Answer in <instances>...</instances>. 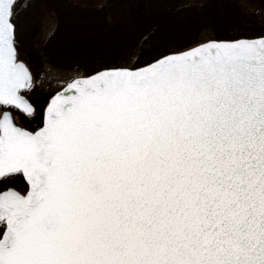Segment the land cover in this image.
<instances>
[{
    "label": "snow or ice",
    "instance_id": "snow-or-ice-1",
    "mask_svg": "<svg viewBox=\"0 0 264 264\" xmlns=\"http://www.w3.org/2000/svg\"><path fill=\"white\" fill-rule=\"evenodd\" d=\"M22 7L0 0V264H264V30L145 23L39 104Z\"/></svg>",
    "mask_w": 264,
    "mask_h": 264
},
{
    "label": "trees",
    "instance_id": "trees-1",
    "mask_svg": "<svg viewBox=\"0 0 264 264\" xmlns=\"http://www.w3.org/2000/svg\"><path fill=\"white\" fill-rule=\"evenodd\" d=\"M48 1L57 8L65 30L64 39L72 46L65 51L82 61L83 54L91 53L103 62L105 59L97 49H102L109 57L145 23L158 25L172 36L200 39H203L197 35L200 27L209 28L213 37L223 24L237 21L249 31L264 30V23L255 19L253 13L246 12L240 0H112L109 4L103 3L104 6H81L71 0ZM93 10L97 12L92 13ZM24 22L29 26L28 33H33L29 37L26 32L24 37L18 32L21 44L30 41L37 29L29 17H25Z\"/></svg>",
    "mask_w": 264,
    "mask_h": 264
},
{
    "label": "rangeland",
    "instance_id": "rangeland-1",
    "mask_svg": "<svg viewBox=\"0 0 264 264\" xmlns=\"http://www.w3.org/2000/svg\"><path fill=\"white\" fill-rule=\"evenodd\" d=\"M71 1L81 6L102 5L105 3V0ZM111 1L106 0V3L109 4ZM240 2L246 12L253 13L255 19L264 23V0H240ZM22 3L23 7L18 17L20 21L19 34L26 37V32L28 33L29 31V26L24 22L25 17H29L31 24L37 26L36 32L30 41L25 40L21 44L22 58L30 65L33 73L37 75V87L30 94V99L43 104L48 99L50 93L58 90V81L69 79L78 71H84L85 64L93 62L102 63V61L91 53L83 54L82 61L80 58L75 57L74 54L70 55V51H65V48L72 49V46H69L64 39L65 30L63 29L62 20L57 8L48 0H22ZM95 12L97 11H92V13ZM146 15L149 14L146 13ZM96 17L97 14L94 15V19ZM22 22L23 25H21ZM31 34L28 33V36L30 37ZM197 35L201 38H211L212 34L209 28L203 26L199 28ZM97 50L102 59L108 58L102 49ZM95 57L97 60H95ZM77 65L81 67L78 68ZM40 72L44 74L42 78L38 75ZM19 122L22 124L27 123L23 119H19ZM13 182L20 186L21 189L24 188V184L20 182L18 176H16V180Z\"/></svg>",
    "mask_w": 264,
    "mask_h": 264
},
{
    "label": "flooded vegetation",
    "instance_id": "flooded-vegetation-1",
    "mask_svg": "<svg viewBox=\"0 0 264 264\" xmlns=\"http://www.w3.org/2000/svg\"><path fill=\"white\" fill-rule=\"evenodd\" d=\"M18 178L20 179V182H21L22 184H24L23 178H22V177H19V176H18ZM15 180H16V177H13V178L9 179L8 181H6V183H8V184H10V185H12V186H16V187H17L18 185H16L15 182H13V181H15ZM18 188L21 189L20 186H18Z\"/></svg>",
    "mask_w": 264,
    "mask_h": 264
}]
</instances>
